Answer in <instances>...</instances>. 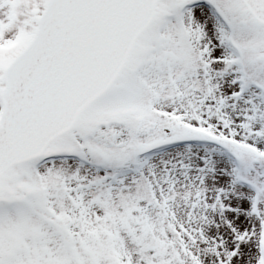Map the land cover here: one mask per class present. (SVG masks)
<instances>
[{
    "label": "snow or ice",
    "instance_id": "1",
    "mask_svg": "<svg viewBox=\"0 0 264 264\" xmlns=\"http://www.w3.org/2000/svg\"><path fill=\"white\" fill-rule=\"evenodd\" d=\"M0 264H264V0H0Z\"/></svg>",
    "mask_w": 264,
    "mask_h": 264
}]
</instances>
